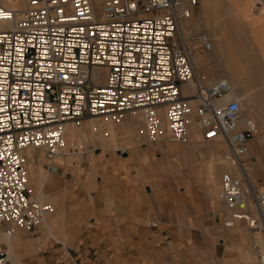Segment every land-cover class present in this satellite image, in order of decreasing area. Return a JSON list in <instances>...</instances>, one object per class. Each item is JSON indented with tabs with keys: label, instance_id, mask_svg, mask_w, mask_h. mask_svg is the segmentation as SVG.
Segmentation results:
<instances>
[{
	"label": "built area",
	"instance_id": "obj_1",
	"mask_svg": "<svg viewBox=\"0 0 264 264\" xmlns=\"http://www.w3.org/2000/svg\"><path fill=\"white\" fill-rule=\"evenodd\" d=\"M199 4L28 0L13 10L0 3V264H12L5 240L18 229L36 232L55 209L29 186L26 151H42L56 172V159L75 149L68 125L87 121L103 136L109 125L134 119L138 138L150 142L185 143L195 133L201 142L224 143V224L244 222L264 236V187L247 154L259 129L239 99H227V80L209 84L194 66L192 57L213 47L206 30L181 27Z\"/></svg>",
	"mask_w": 264,
	"mask_h": 264
},
{
	"label": "crops",
	"instance_id": "obj_2",
	"mask_svg": "<svg viewBox=\"0 0 264 264\" xmlns=\"http://www.w3.org/2000/svg\"><path fill=\"white\" fill-rule=\"evenodd\" d=\"M213 39L215 48L210 54L194 55L198 74L209 81L227 79L232 85L229 99H246L249 112L264 117V67L253 65L252 57L246 55L251 48ZM255 49L260 52L259 47ZM206 61L212 65L208 67L211 76L205 72ZM83 136L72 132L71 138L77 141ZM140 140V144L96 153L87 163L80 192L72 198L65 196L58 204L51 199L55 209L45 228L36 232L18 229L5 240L15 254L17 263L11 260L12 264H22L23 254L27 264H71L69 256L72 264H208L224 257L238 242L224 224L229 212L218 198L219 188L214 194L224 171L214 173L210 167L209 175L208 164L214 158L207 151L210 148L181 147L166 143L174 142L169 139ZM144 142L158 144L155 156ZM263 149L264 144L257 141L247 154L252 159L251 175L264 187ZM26 152L37 163L35 176H40V155ZM57 171L70 174L67 163L57 166ZM208 176L215 180L213 187ZM45 178L33 180L40 196L49 187ZM214 211L218 212L215 216ZM52 227L65 242L55 237Z\"/></svg>",
	"mask_w": 264,
	"mask_h": 264
},
{
	"label": "rangeland",
	"instance_id": "obj_3",
	"mask_svg": "<svg viewBox=\"0 0 264 264\" xmlns=\"http://www.w3.org/2000/svg\"><path fill=\"white\" fill-rule=\"evenodd\" d=\"M104 1L105 0L97 2L94 0L97 7H100ZM26 2L27 0H24V4L21 5L22 8ZM0 3L2 4V0H0ZM184 24L193 30H210V32H212L210 34L212 40H214L213 38L215 37V40L218 42L223 40L228 41V43L231 44L243 45L251 48L250 50L252 52L250 51L246 55L252 57V60H254L253 65L256 64L264 67V0H200L199 7L195 11L194 16L189 20H186ZM255 47H259L260 52L256 51ZM210 52L207 53L210 54ZM205 53L206 52H202L199 54ZM255 59H258L259 61L256 63ZM204 64V67H206L205 72L211 76V69L208 68L209 66H212L211 62L206 61ZM210 80L211 81L208 80L209 84L214 83L213 81H215V79L212 78ZM229 98L231 97L229 96ZM240 101L244 102L245 104V107L243 106V115L253 118L256 121L259 129V133L253 140L249 142L248 147L257 141H260L261 144H264V117L252 115L248 109L249 101L246 99H241ZM133 120L123 122L120 125H109L106 128L110 131L109 136H103L99 131L101 128H99L98 132H95L94 123H90L89 121L84 122L79 127H72V125H69L68 128L70 129L66 132V140L70 147H74L75 149L72 152H69L63 158L56 159L55 161V164L58 167H62L64 163H67L68 172L70 173L69 175H67L65 172L62 173L57 170V172L48 171L45 166L47 160L44 153L40 150H30L40 155V163H38L40 176H35L37 163L34 162L31 155L27 154L29 157V186L35 192V195L40 196L34 185V181H36L38 177H46L45 179L47 185L49 186L47 191L44 192L42 196H40L44 202L51 203V199L53 198L58 204V202H61L65 196L69 195L72 198L73 194L80 192L83 181L88 174L87 163L94 158L96 153H105L109 150L120 149L127 145L133 146L138 143L140 144L141 140L138 139L137 136V128L139 124L137 120H134L135 122L132 123L131 121ZM70 131L71 133H69ZM72 132H81L84 133V136L79 140L74 141L71 138ZM144 143L149 147L151 155L155 156L157 152L155 148L158 144H150L148 142ZM166 143L179 145L181 147L194 145L201 147L206 146L207 148H210V150L207 151H209L214 156V158L208 164V172L210 171V167L213 168L214 173H218L221 170L225 171L224 167L226 164H228L225 158V155L228 151L227 146L222 142H201L200 136L195 134V137L192 139V141L190 140L185 143ZM262 151H264V149ZM207 160L208 159L204 157L203 161L205 162ZM250 171H252V168ZM208 178H210V176H208ZM208 181L210 183V187H213L215 180L212 181L210 178ZM219 182L220 177L216 182V188L214 191L215 196H217V191L220 185ZM91 188L92 187H90L88 190H91ZM216 204L217 203H214L213 206H218ZM69 214L70 213H67V218L70 217ZM71 216L73 215L71 214ZM69 223L73 224L71 221H69ZM41 227L44 226L42 225ZM226 229L231 232L234 241L238 243H235L230 248H228L229 250L224 257L212 259L208 262V264H262L260 262V256L254 248L255 242L258 243L259 241L260 242L258 244L261 248H263L264 236L262 233L248 228L244 222H238L234 227H229ZM54 231V227H52V232L55 234V237L59 240H63ZM27 236L33 237L31 234H27ZM63 241L65 242V240ZM9 253L12 262L14 261L17 263V261L14 260L15 254L11 250H9ZM24 255L25 254H23L22 257L20 256L23 258L21 261L22 264H27L28 258L25 259ZM67 262L72 264L73 259L71 256L68 257Z\"/></svg>",
	"mask_w": 264,
	"mask_h": 264
},
{
	"label": "bare ground",
	"instance_id": "obj_4",
	"mask_svg": "<svg viewBox=\"0 0 264 264\" xmlns=\"http://www.w3.org/2000/svg\"><path fill=\"white\" fill-rule=\"evenodd\" d=\"M95 1H97V2H101L102 0H95ZM28 3V0H27V2L25 3V5ZM95 3V2H94ZM24 4V0H2V5L4 6V7H6V8H9V9H13V10H19V9H22V7H21V5H23ZM24 5V6H25ZM21 7V8H20ZM189 20V19H188ZM184 21H186V20H184ZM184 21H182V23H181V27L182 28H188L184 23ZM190 29V28H189ZM205 30V29H204ZM207 31V30H206ZM208 33H209V35L212 33V32H210V30L209 31H207ZM213 36V35H212ZM211 37V36H210ZM215 38V37H214ZM212 39V38H211ZM214 42V40H212V43ZM214 44H215V42L213 43V47H212V50H214V48H215V46H214ZM212 50H210L211 52H212ZM209 51V52H210ZM193 58V62H194V56L192 57ZM223 79H225V78H223ZM225 80H227V79H225ZM228 81V80H227ZM228 84H229V82H228ZM229 86H230V94H231V92H232V85H230L229 84ZM229 94V95H230ZM229 95L227 96V99H229ZM241 106H242V103H241ZM242 111H243V107H242ZM94 123V122H93ZM69 126V125H68ZM74 125H72V127H73ZM74 127H76V126H74ZM94 127H95V132H98V130H99V127L98 126H95V124H94ZM71 130H73V129H71ZM66 131H67V129H66ZM192 139V138H191ZM67 141V140H66ZM67 144H68V142H67ZM69 145V144H68ZM28 150H32V149H28ZM27 150V151H28ZM47 224H49V221H47L46 222ZM45 224V223H44ZM43 224V225H44ZM10 256V255H9Z\"/></svg>",
	"mask_w": 264,
	"mask_h": 264
}]
</instances>
